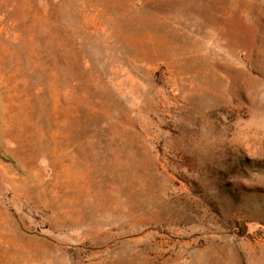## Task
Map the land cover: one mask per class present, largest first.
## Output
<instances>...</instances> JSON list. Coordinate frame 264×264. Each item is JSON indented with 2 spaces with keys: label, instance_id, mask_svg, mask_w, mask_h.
<instances>
[{
  "label": "rangeland",
  "instance_id": "374dc122",
  "mask_svg": "<svg viewBox=\"0 0 264 264\" xmlns=\"http://www.w3.org/2000/svg\"><path fill=\"white\" fill-rule=\"evenodd\" d=\"M0 264H264V0H0Z\"/></svg>",
  "mask_w": 264,
  "mask_h": 264
}]
</instances>
